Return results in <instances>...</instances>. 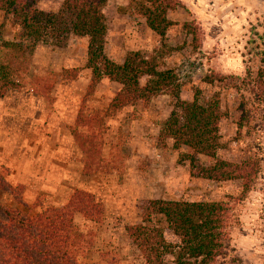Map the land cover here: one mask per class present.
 <instances>
[{
  "label": "rangeland",
  "instance_id": "1",
  "mask_svg": "<svg viewBox=\"0 0 264 264\" xmlns=\"http://www.w3.org/2000/svg\"><path fill=\"white\" fill-rule=\"evenodd\" d=\"M62 1L39 0L38 9H57L58 4L61 6ZM179 1L183 8H178L168 14L170 21L176 23V26L167 32L165 40L167 46L162 47V43L156 36L154 45L152 46L153 40L151 46H148L142 55L149 58L155 57L162 70L168 69L176 72L182 85L181 98L184 101H191L195 90L200 91L201 103L208 101L214 93H219L221 107L227 116L220 122V148L217 151V158L230 163L254 159L259 163V170L250 192L243 196L240 181L213 182L191 178L188 163H178L177 153V169H175L177 175L170 178V192L165 193V195H169L170 200L165 201L227 203L231 219L228 228V255L225 259L220 260V264H262L264 256V92L256 85L258 80L264 83V0ZM117 12L120 16L128 15L129 22H135L137 19L143 20L128 5L125 8H119ZM3 22L4 19L0 15V25ZM190 22L195 23L200 29L201 46L194 52L190 46L191 38L182 30V25ZM10 29V26L4 23V26L1 27L2 37L8 39ZM137 29V31L133 29L128 34L142 36L140 28ZM168 41L174 46L170 47ZM42 45L45 44L38 46ZM46 46L50 52H56L58 62L55 66L51 65L40 69V72H44V69L56 70L50 72L48 78L37 77L35 74L39 67L33 64L31 57L27 73L20 78H13L19 88L10 90L0 98V103H7L15 91L22 95L24 91L31 94V100L29 97L23 96L19 101L20 106L24 107L22 109L25 120L23 148L25 146V151L29 154V148L32 147V154L34 153V156H38V158L33 162V171H27V177L21 180L25 185L16 187L20 189L24 202L26 200L33 201L32 204H27L29 208L33 205H39L42 208L63 206L70 199H68L70 189L90 193L97 202L103 205L104 219L101 223L94 224L86 222L80 215L74 216L73 231L79 244L77 250L75 249L78 262L80 264H143L142 256L126 238L124 228L140 222L141 207L156 200H135L130 196L128 200H125L126 197L118 193L121 186L125 185L124 181L127 180L123 176L126 171L125 161L127 159L126 151H128L125 146L126 136H129L130 130L113 132L112 138L117 140L111 148V134L108 132L109 128L106 123L109 124L110 119L107 120V118L113 117L116 113L128 111L122 118V122L123 126L129 127L131 122L138 119V116L130 112L132 106L139 105L148 108L151 104V107H155L157 106L156 102L162 106L160 110L163 111V117L164 111L165 115L169 116L171 100L164 96L163 102H160L162 99L156 101V97L147 105L136 103L105 118L101 156L110 165V171L85 176L82 172L83 155L74 142L71 128L74 127L76 117L82 107L87 115L96 113L102 115L110 101L118 93L117 87L119 86L108 85L109 81L108 84H106L107 81H103L104 83L101 81L91 95L86 96L91 81V71L89 70L90 81L87 87L69 90L68 85L70 82L78 80L80 70L65 69L63 62H61V66L58 65L61 59L65 60V57L68 56V53L65 54L68 51V41L61 48L51 47L47 44ZM2 58L3 53L0 51V61ZM63 71H66L65 75ZM211 74L221 75L224 77V81L215 82L211 86L203 84L202 80ZM115 92L117 93L113 95ZM83 101L85 103L82 105ZM41 105L42 108L47 106L51 111L56 110L62 116L64 120L62 128L40 129L30 126L29 119L39 118ZM68 111L71 112V115H74L75 111L77 112L74 123L69 128ZM242 116L244 119L240 126ZM150 122L149 125H145V130L152 138L159 130L155 125L161 126L163 121L152 116ZM52 132L54 134L50 136ZM50 137L54 139L48 142ZM68 137L71 138L69 141ZM157 137L158 134L155 137L156 141ZM38 147L41 148V151L35 152ZM52 149H55L56 153L55 160L52 162L56 164L58 171H62L56 178H52L53 182L57 181L52 185L61 191L58 196H56L55 188L52 185L48 186V177L41 174L47 171V161H49V155H52L48 152ZM182 151L187 152L186 149ZM75 152L80 154L78 162L82 165L81 175L84 180H80L76 161H74L72 177L75 182L70 186L65 171L68 172V159ZM201 161L203 164L208 163L205 158H202ZM0 174L6 179V170H0ZM94 176L106 177L109 180L105 186L102 183L98 186L91 180ZM110 176L111 178H108ZM156 176L150 177L153 180L146 178L147 182H151L153 189L162 183ZM33 185H38L36 192L31 190L30 186L33 187ZM159 190V188L156 189L157 192ZM27 191L35 196L26 198L25 195L29 196ZM66 199L67 201L64 203ZM0 204L8 210L17 208V203L8 194L1 195ZM39 211V208L30 209L33 214ZM0 220L4 223L8 221L7 217L1 213ZM164 234L168 242L173 241L169 231L166 230ZM165 264H171L170 258L165 259Z\"/></svg>",
  "mask_w": 264,
  "mask_h": 264
},
{
  "label": "trees",
  "instance_id": "2",
  "mask_svg": "<svg viewBox=\"0 0 264 264\" xmlns=\"http://www.w3.org/2000/svg\"><path fill=\"white\" fill-rule=\"evenodd\" d=\"M107 2L63 0L58 12L52 13L38 9L39 0H0V15L4 19L0 25L3 53L0 98L19 88L13 78L27 73L39 44L61 48L70 38H85V68L91 71L86 96L91 95L102 80L121 86L102 115H87L82 107L71 128L74 142L83 155L85 176L110 171V165L101 156L105 118L127 106L147 105L158 96H167L171 100V111L159 128L156 146L164 149L171 141L173 151L178 153V163H188L191 178L240 181L242 195L249 193L258 174V161L246 159L230 163L217 158L220 122L227 116L219 93L201 103L200 91L195 90L192 100L187 102L181 98L182 85L176 72L162 70L155 57H145L135 51L127 53L122 64L108 59L105 55L108 26L104 15ZM128 7L145 21L146 27L165 47L167 32L176 26L168 19V14L183 5L179 0H130ZM4 23L12 29V41L2 37ZM182 30L191 38L192 51L200 48V29L195 23H184ZM223 81L221 75L211 74L202 83L211 86ZM256 87L264 92L261 80ZM243 119L244 116L240 126ZM202 158L208 163L203 164ZM5 194L13 198L17 208L8 210L0 204V213L8 219L6 223L0 220V264H80L75 251L79 244L73 231L74 216L80 215L94 224L104 219V207L93 195L75 190L67 204L46 208L33 205V210L40 209L33 214L23 201L20 189L10 185L0 174V197ZM141 211L140 222L124 230L144 264H165L167 257L171 264H220L228 255L231 219L227 203L156 200L143 205ZM166 230L171 233L172 242L166 240Z\"/></svg>",
  "mask_w": 264,
  "mask_h": 264
},
{
  "label": "crops",
  "instance_id": "3",
  "mask_svg": "<svg viewBox=\"0 0 264 264\" xmlns=\"http://www.w3.org/2000/svg\"><path fill=\"white\" fill-rule=\"evenodd\" d=\"M128 4L129 0H108L107 6L104 9V15L107 19L108 26L105 55L116 64H122L128 52L140 51L141 54L145 53L144 50H147V47L151 46V42L154 40L152 44L153 46L156 39V35L146 27L144 20L137 19L135 22H129V18H127L129 17L128 15L120 16L118 14L117 10L119 8L127 7ZM59 6L60 4H58L57 9L53 10L42 8V11L56 13L59 10ZM138 27L142 31V36L128 34L133 31V29L137 31ZM8 36V39H5L4 37L3 39L5 41H12L13 32L11 29L9 30ZM168 45L170 47L174 46L170 41H168ZM86 47L87 39L70 38V40H68V51L65 53L66 55L68 53V56L65 57V60L61 59L60 63H58V65L61 66V62H63V68L65 69L80 70L78 80L76 82H70L68 85V89L71 91L77 90V87H87L88 82L90 81V71L85 68L87 61ZM56 55V52H50V49L48 50L46 45L37 46L35 48L32 60L33 64H35L36 67H39L35 74L37 77L48 78L50 72L56 70L44 69V72H40V69L51 65L55 66V64H57L58 61ZM103 81L105 82L107 80H102V83H104ZM106 84H108V81ZM108 85L119 86L117 87V91L121 89V86L116 83L109 82ZM116 93L117 92L113 95ZM23 96L26 98L29 97V100H31V94L27 91H24L23 95L18 94L17 91H15L12 93V98H10L7 103H0V170L7 171L6 181L14 187L25 185V183L21 182V180L27 177V171H33V162L36 158H38V156H34V153L32 154V147L29 148V154L26 153L25 146L23 148V129L25 120L22 114V109L24 107L20 106L19 102ZM163 98L164 96H158L156 101H158V99H162L160 102H163ZM155 104H157V106L151 107L150 104L148 108H144L139 105L132 106L130 112H132L135 116H138V119L131 122L129 127L123 126L124 124L122 122V118L128 113V111H121L116 113L113 117L107 118V120L110 119L109 124L107 122L106 126L109 128L108 132L111 134V148L117 140H113V132H119V130L121 132L130 130L129 136H126L127 142L125 146L128 151H126V171H124L125 175L123 176L127 178V180L126 182L124 181L125 185L121 186L120 190H118L120 195H124L126 197L125 200H128L129 196L133 197L135 200H170L169 195H165V193L170 192V178L177 175V170H175L177 169V153L173 151L171 143L166 144L165 149H160L155 146V137L159 133V130L152 138L149 137L147 131L145 130V125H149L151 123L150 119L152 116L153 118H159L161 122L168 117L167 114L165 115V111L163 117V111L160 110L162 107L160 103L156 102ZM76 114V111L74 115H71V112L68 113V128L73 125ZM29 121L31 122V127L36 126L40 129H54L55 127L62 128L64 124L62 116L58 114L56 110L51 111L50 107L47 106L42 108V105L39 118L29 119ZM155 127L156 129L160 128L159 124H156ZM53 134L54 133L52 132L50 136H53ZM53 139V137H50L48 142L53 141ZM70 139L71 138L68 137V141ZM37 150L41 151V148L38 147L35 152H37ZM48 153L52 155L48 154L49 161H47L46 165L47 171L41 174L48 177L49 185H45L51 186L52 184L57 183V181L53 182L52 178H56L58 173L62 171H58L56 164L52 162L55 160V149L49 150ZM78 160H80V154L77 152H75L74 155L68 159V172L65 171V174L68 175V185L70 186L74 185L75 182V179L72 177V169L75 166L73 163L74 161H76V169L79 172L80 180H84V177L81 175L82 165L78 162ZM157 174L158 176H156ZM152 176H156V178L162 182L158 187L155 186V189L151 187V182H147L146 180V178L148 180H153L150 178ZM108 178H111V176ZM91 180L97 183L98 186H100L101 183L105 186V183L108 182L109 179L106 177L94 176ZM30 187L31 190H34L33 192H36L38 185ZM53 187L55 188L56 196H58L61 192L60 189L56 186ZM157 188L160 189L158 192L156 191ZM73 192L74 189H70L68 191V199ZM28 194L29 196L25 195L26 198L35 196L34 194H30V192H28ZM28 201H25L28 205L33 203V201ZM66 201L67 199L64 203Z\"/></svg>",
  "mask_w": 264,
  "mask_h": 264
}]
</instances>
